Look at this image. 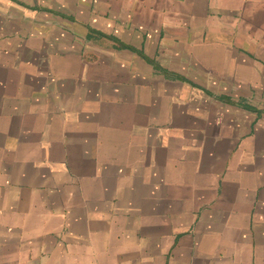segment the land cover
<instances>
[{"label": "crops", "instance_id": "0c3cea01", "mask_svg": "<svg viewBox=\"0 0 264 264\" xmlns=\"http://www.w3.org/2000/svg\"><path fill=\"white\" fill-rule=\"evenodd\" d=\"M0 264H264V0H0Z\"/></svg>", "mask_w": 264, "mask_h": 264}]
</instances>
